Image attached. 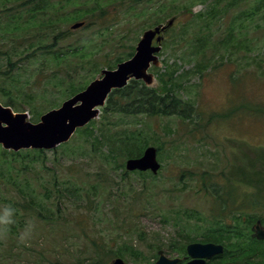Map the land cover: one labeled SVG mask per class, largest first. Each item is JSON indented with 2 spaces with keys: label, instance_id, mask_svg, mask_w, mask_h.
I'll return each mask as SVG.
<instances>
[{
  "label": "rangeland",
  "instance_id": "1",
  "mask_svg": "<svg viewBox=\"0 0 264 264\" xmlns=\"http://www.w3.org/2000/svg\"><path fill=\"white\" fill-rule=\"evenodd\" d=\"M24 1L0 2L5 8L0 13L2 104L39 121L102 68L130 59L146 30L166 23L184 6L193 15L179 13L165 32L157 64L149 69L152 81H138L160 95L174 91L196 112L190 120L101 109L83 126L87 132L77 130L66 146L44 153L31 148L20 155L7 152L8 165L0 164V206L16 211L15 222L0 228V264H106L116 256L129 264H155L159 249L182 256L189 242L210 235L214 209L230 186L248 195V189L258 190L250 183H262L255 208L240 203L232 209L237 213L243 204L250 210L246 217H264V7L252 10L259 0H239L208 29L196 14L215 0H176L168 14L155 10L173 0H46L47 9L34 17ZM244 11L249 15L237 16ZM25 20L30 26L13 32L14 25L27 26ZM81 21L84 26L72 27ZM232 25L234 39L225 47ZM201 34L211 40L204 51L196 47ZM80 48L88 49L83 59L72 56ZM14 51L17 62L10 65L8 53ZM175 68L182 84L169 87L167 73ZM129 132H140L157 147L158 173L128 170V156L116 151L104 160L102 154L110 149L105 139ZM87 135L95 137L94 145L83 141ZM29 220L35 228L22 242L19 234ZM246 224L229 256L252 245L251 224ZM255 245L261 251L251 256L264 264V242Z\"/></svg>",
  "mask_w": 264,
  "mask_h": 264
},
{
  "label": "water",
  "instance_id": "2",
  "mask_svg": "<svg viewBox=\"0 0 264 264\" xmlns=\"http://www.w3.org/2000/svg\"><path fill=\"white\" fill-rule=\"evenodd\" d=\"M176 19L177 17H171L166 23L146 30L133 57L120 62L114 69L104 68L85 89L66 99L60 107L43 113L38 122L29 121L27 112H15L10 106L0 102V144L6 149L14 150L31 147L52 149L70 140L77 128L97 118L100 108L105 105L113 89L124 87L132 78L143 79L149 84L153 75L148 69L152 62L157 64L156 53L161 50L160 43L164 38L162 32L173 26ZM83 24L84 22H76L72 27L78 28ZM155 38L157 44L153 43ZM126 167L128 170H151L157 173L161 168L157 148L147 146L141 156L128 158ZM259 237H264V234L260 232ZM221 251L223 246L219 244L190 242L187 252L193 258L187 264H203V258ZM158 254L155 264H177L180 261L178 257L167 256L163 249ZM110 264L126 262L118 257Z\"/></svg>",
  "mask_w": 264,
  "mask_h": 264
},
{
  "label": "trees",
  "instance_id": "3",
  "mask_svg": "<svg viewBox=\"0 0 264 264\" xmlns=\"http://www.w3.org/2000/svg\"><path fill=\"white\" fill-rule=\"evenodd\" d=\"M3 1L4 0H0V2H3ZM40 1L43 2V4H41ZM40 1L39 0H25L22 3V6L27 7V11H28L27 14L31 15V17H34V15H36L37 12H41L47 9L48 4L47 5L46 3L44 4L46 0H40ZM174 1L176 0H173V2L168 5L159 3V7L157 10H155V13L166 11V14H168L169 11L167 10L175 6L173 5ZM201 1L206 2L208 0H201ZM224 1L225 0H215L213 2L215 4L208 5V9L206 11L198 15L196 14V16H198L199 19H202L203 21L206 22L207 29L210 27V24H214L218 19L220 20L225 19V16L228 13L227 10L231 9L232 7L237 6L236 2H238L239 0H230L229 2L226 1L227 3L223 6L222 3ZM194 2H196V0H194ZM263 7H264V0H259L257 4L252 8V10H255V9L260 10ZM4 10L5 8L0 9V13H2ZM185 12L193 15V12L191 11V7L183 6L181 11H177L173 14L168 15L166 19L171 18V17H177L178 15L185 14ZM239 13L237 16L240 18H243L244 15L248 16L250 12L244 11V12H241V14ZM1 22L2 21H1V16H0V27H1ZM25 24L27 25L25 27L18 25V24L16 26L14 25L13 32L18 31L20 27L21 29L26 30L30 26V24L26 20H25ZM4 29L5 28H2L1 30H4ZM234 30H235L234 25H232L231 28L228 30V34L226 36L225 41L222 42L223 46L226 47L232 44V41L234 39V36H233ZM184 32H187V31L184 30ZM209 39H210L209 36L205 34L204 35L201 34L199 38L197 39L199 43H197L196 47H198L200 51H204V48L206 49V41L208 43H211V40ZM75 51L76 53L72 54V56H75V57L79 56L83 59L86 57L85 52L88 51V49L80 48V49H76ZM16 54H18L17 51L8 53V62L10 65L16 64L17 60L14 61L12 58L13 55H16ZM175 70L176 68L173 69L171 73H167L168 78L166 79V81L169 87L171 86L180 87L182 84V79L176 76L175 74H173ZM71 74L72 73L69 71L67 75H71ZM162 80H165V79H162ZM84 88L85 86L83 85L79 88L74 89L71 92H75L76 90L80 91ZM158 93H159L158 89L148 87L144 82H140L138 80H131L130 83L126 85L125 87L114 89L110 93L108 100L105 106L103 107V109L108 113L110 112L119 113L121 115H133V114L147 112L148 114H164V115L177 114V115H180L182 118H187L190 120L194 119L193 116L196 111L194 112V107L191 106L192 102L189 103V101L186 100L185 98H183L184 99L183 100L182 98L178 97L174 93V91L172 93H167L166 95L165 94L160 95ZM87 129L88 127L86 126L83 128H79L78 131L85 132ZM85 139L86 140H83L84 142H90L93 145H94V141L96 140L93 135H87ZM97 141L102 142L100 136H98ZM69 142H66L64 145L65 146L68 145ZM104 142H105V145L106 144L110 145L109 146L110 149L107 150L108 153L104 152V154H102V157L104 158V160H107L108 157L111 156L110 152H115V151L120 154H124L128 156V158L138 157L142 155L144 149L148 146L147 140L141 136L140 132L137 134H135L134 132H129V133H124L122 135L108 137V140L105 139ZM2 150L3 151L0 152V164L2 166H7L9 163V161H7V158L5 157V154L7 152L12 153L13 155L21 154L20 150L19 151L7 150V149H2ZM35 150L40 153H44L45 151L43 149H35ZM250 184L255 185L258 188V190L251 191L248 189L247 191L248 195H241L237 192V190H234L230 186L229 192H226L225 193L226 196L224 195L222 198L223 202L217 207V209L216 208L214 209L217 212V216H215L213 218V221L211 222L210 229H209V232L211 233L209 236L205 237L206 240H216L218 231L228 232L230 231L229 228H232L234 224L238 223V221L229 223L225 219V217H228V216H232V215H234L233 217L237 216V213L234 211V209H232L233 206L243 203L248 209H250L251 206L255 208V204L257 205L259 203L260 196L257 195V192L263 189V186L259 185V184L262 185V183L253 182ZM243 204L241 205V208H238L240 209L239 211L241 210L244 212L250 211L246 208H243ZM253 217H255V215L247 216L248 223L252 222ZM230 246L236 247L237 245H230ZM239 249L241 251H245L242 248H239Z\"/></svg>",
  "mask_w": 264,
  "mask_h": 264
},
{
  "label": "flooded vegetation",
  "instance_id": "4",
  "mask_svg": "<svg viewBox=\"0 0 264 264\" xmlns=\"http://www.w3.org/2000/svg\"><path fill=\"white\" fill-rule=\"evenodd\" d=\"M240 210V209H239ZM237 212V216L233 217L232 216H228L226 217V220L231 223L234 221H238L237 224H232L235 230H233L232 228H230L228 232H221L218 231L217 232V238L216 240H206L203 239V241L201 242H212L215 244H219L223 246V251L216 253L214 255L208 256L203 258L204 262L203 264H224V263H234V264H262V263H258L255 262L253 260V258L255 256H251L253 253H257V255L260 253L261 248L257 247L255 244L257 242H264V237H259V233H263L264 234V217H258L255 215V217L252 219V222H250L249 224V229L251 231V246L250 247H246L244 250L245 251H241L239 249V251L234 255V257L229 256L228 253L232 252L230 249V245H237V240L234 241V238H237L238 240L241 238H243V232L241 231V229H239L241 226H247V217L244 215V211H239ZM234 232H233V231ZM199 241V240H196ZM187 246V245H186ZM166 254V253H165ZM167 255V254H166ZM168 256V255H167ZM120 256H116L114 258H112L111 260H109L106 264H110L112 263L116 258H118ZM171 258H180V261L177 264H187V262H189L193 257L190 256L187 252V247H186V252L185 254H183L182 256H169ZM261 257H264V253ZM123 258V257H121ZM124 259V258H123ZM124 261L126 262V264H129L125 259Z\"/></svg>",
  "mask_w": 264,
  "mask_h": 264
},
{
  "label": "clouds",
  "instance_id": "5",
  "mask_svg": "<svg viewBox=\"0 0 264 264\" xmlns=\"http://www.w3.org/2000/svg\"><path fill=\"white\" fill-rule=\"evenodd\" d=\"M15 211V208L11 207L10 205L0 206V228L7 229L10 224L15 222ZM34 228L35 222L29 220L24 230H22L19 234L20 241H26L31 236Z\"/></svg>",
  "mask_w": 264,
  "mask_h": 264
}]
</instances>
